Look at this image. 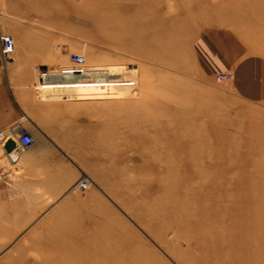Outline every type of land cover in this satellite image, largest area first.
Segmentation results:
<instances>
[{"label": "rangeland", "instance_id": "1", "mask_svg": "<svg viewBox=\"0 0 264 264\" xmlns=\"http://www.w3.org/2000/svg\"><path fill=\"white\" fill-rule=\"evenodd\" d=\"M211 25L264 61V0H0L24 114L28 86L91 180L50 189L0 151V262L264 264V99L199 69Z\"/></svg>", "mask_w": 264, "mask_h": 264}, {"label": "crops", "instance_id": "2", "mask_svg": "<svg viewBox=\"0 0 264 264\" xmlns=\"http://www.w3.org/2000/svg\"><path fill=\"white\" fill-rule=\"evenodd\" d=\"M225 35L228 34L221 27L212 25L198 35L192 47L197 66L204 75L209 77L223 71L232 72L231 82L236 91L249 100L262 101L264 99V88H262L264 86V61L258 56L244 54L243 48L239 52L226 50L221 45V40ZM11 68L8 63L1 60L0 56V130H7L11 127L16 128L17 131L27 129L32 136H37V145L33 142L32 148L27 151L17 148L12 155H8L6 151H0L4 152L12 163L16 162L17 165L23 167L25 173H31L32 177L42 174L43 179L49 182L50 189L56 187L54 185L56 182H64L67 187L80 177L83 170L72 160L60 158L51 150L57 147L51 148L53 142L49 140L46 133L49 127L41 118L43 108L40 102L35 103L32 97L33 92L28 86L25 100L27 114H24L18 102L17 90L10 84ZM23 115H25V120L20 121ZM33 117H37L38 122H35ZM37 151L39 155H35ZM43 152L51 156L42 157Z\"/></svg>", "mask_w": 264, "mask_h": 264}, {"label": "built area", "instance_id": "3", "mask_svg": "<svg viewBox=\"0 0 264 264\" xmlns=\"http://www.w3.org/2000/svg\"><path fill=\"white\" fill-rule=\"evenodd\" d=\"M232 79V74L227 71L219 72L214 75V81L219 83L223 80ZM11 139L15 146L10 151V154L14 149L19 148L21 150L29 149L34 142L33 136L27 129H21L19 131L16 128L11 127L8 130H0V150L4 149L5 143ZM90 185L89 178L82 174L69 188L72 193L83 192Z\"/></svg>", "mask_w": 264, "mask_h": 264}, {"label": "bare ground", "instance_id": "4", "mask_svg": "<svg viewBox=\"0 0 264 264\" xmlns=\"http://www.w3.org/2000/svg\"><path fill=\"white\" fill-rule=\"evenodd\" d=\"M9 140H10V139H9ZM33 144H34V143H33ZM14 146H15V145H14ZM13 148H14V147H13ZM13 148H12V149H13ZM12 149H11V150H12ZM16 149H17V148H16ZM16 149H14L13 152H12L11 154H10V151H11V150H10V151H6L5 148L2 149V151H6V153H7L8 155H12ZM87 177H88V176H87ZM88 178H89V177H88ZM89 182H90V184H91V180H90V178H89ZM88 187H89V186H88ZM70 192H71V191H70ZM49 240H50V239H49ZM47 244H49V247H52V246H53L52 242L50 243V241H48ZM50 244H51V245H50ZM54 245H55V244H54ZM57 246H58V244H56V247H57ZM54 247H55V246H53L52 248H54ZM2 263H3V262H0V264H2ZM3 264H5V263H3Z\"/></svg>", "mask_w": 264, "mask_h": 264}, {"label": "water", "instance_id": "5", "mask_svg": "<svg viewBox=\"0 0 264 264\" xmlns=\"http://www.w3.org/2000/svg\"><path fill=\"white\" fill-rule=\"evenodd\" d=\"M15 143L10 139L5 143V150L10 151L14 147Z\"/></svg>", "mask_w": 264, "mask_h": 264}]
</instances>
